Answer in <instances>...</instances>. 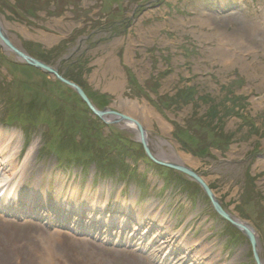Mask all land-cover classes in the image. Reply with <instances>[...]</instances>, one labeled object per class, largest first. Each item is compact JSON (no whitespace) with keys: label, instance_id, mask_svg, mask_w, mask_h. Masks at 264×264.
<instances>
[{"label":"rangeland","instance_id":"obj_1","mask_svg":"<svg viewBox=\"0 0 264 264\" xmlns=\"http://www.w3.org/2000/svg\"><path fill=\"white\" fill-rule=\"evenodd\" d=\"M0 26L45 67L0 39V130L16 134L20 160L36 145L21 198L36 182L44 195L41 207L0 206V264H207L202 248L256 264L197 182L151 161L134 123L97 117L51 71L98 111L136 119L154 158L201 177L254 231L264 264V0H0ZM70 191L73 206L100 195L110 211L134 197L140 216L160 213L149 227L162 238L144 251L131 231L69 218L59 204Z\"/></svg>","mask_w":264,"mask_h":264},{"label":"bare ground","instance_id":"obj_2","mask_svg":"<svg viewBox=\"0 0 264 264\" xmlns=\"http://www.w3.org/2000/svg\"><path fill=\"white\" fill-rule=\"evenodd\" d=\"M126 128L131 129L132 127L130 124H127ZM3 137L4 133L2 130H0V206L6 210H13L15 204L19 203L22 200L21 194L24 187L26 186L28 174L30 173L31 169H33V152L36 145L34 144L31 149L27 151L24 158L20 160V152L17 151L18 144L20 142L16 134L13 133L6 139H3ZM176 163L186 167L185 165H183L180 159H177ZM74 194V191H70L69 197L65 195L64 199H60V202L62 203L59 205L62 207V210L64 209L65 212H69V218L76 215L80 217V222L81 220L92 222L93 226H100L99 230L101 231H103L104 229H107L108 231H120L125 236H130L131 233H129L128 231H131L133 232V240H136L135 246L142 247V250L144 251H146L148 248L145 245V242H148L150 244L156 243L157 240H160L162 238L163 230H161V226H156L155 224L153 228L149 227L151 226V224H153L154 221L160 218V213L158 211L152 212L153 208H150L147 210L145 216H140V214L136 212V199L134 197L122 201L119 195L116 196L114 200V206L117 205L116 203H118L119 200L121 202L120 206H118V208H116V206L114 211H110L108 207L110 204L109 198L105 201L102 200L103 198L100 195L95 198H87L86 195L81 201H78L79 199L77 198V196L75 198L78 202L75 206H73L72 202L68 203L67 201H72ZM68 198H70L71 200ZM24 199L26 201L24 200L23 202L22 200V203H26L30 207L42 206L39 202L44 199V195H42V191L38 186V182L35 183L32 191H30L29 196ZM135 213L137 215H135ZM107 214H111V219H107ZM136 216L138 217V219L135 220ZM137 220H140V222L142 221L141 225L138 226ZM160 221L164 222L163 219ZM130 225L132 226L130 227ZM142 229L147 232L145 236L139 234L142 232ZM97 230L98 229H96V231ZM165 233L167 234V232ZM104 240L108 239L104 238ZM193 245H195V243ZM196 254L197 256H199L198 262L201 259H204L205 261H207V264H222L220 260L215 261L214 258L210 257L208 251H206L205 248L199 249V251H196Z\"/></svg>","mask_w":264,"mask_h":264},{"label":"water","instance_id":"obj_3","mask_svg":"<svg viewBox=\"0 0 264 264\" xmlns=\"http://www.w3.org/2000/svg\"><path fill=\"white\" fill-rule=\"evenodd\" d=\"M0 39L2 40L5 48H7L10 51H13L20 59H22L24 62L31 64V65H35L38 68H45L43 65L39 64L36 60H34L33 58H30L29 56L25 55L24 53H22L21 51H19V49L15 48L6 38V34L4 33L2 27L0 26ZM51 73L53 75H55V77L57 79H59L60 81H62L63 83H65L66 85L72 87L74 90H76V92L84 99V101L86 102V104L88 105V107L92 110V112L99 118L103 119L105 116H116L118 117V121H126L129 123H134V125L137 126L139 132H140V141L142 142L146 154L149 157V159L151 161H153L154 163L158 164V165H163V166H167L169 168L172 169H176L177 171H180L188 176H190L192 178L193 181L197 182L202 188L203 190L207 193V195L209 196L214 208L216 209V211L218 212L219 215H221V217H223L224 219H226L227 221H229L232 225H234L236 228H238L250 241L251 246L253 248V253H254V257L256 260V264H262L259 258V252H258V242H257V236L255 235L254 231L247 225H245L244 223L241 222H237L235 221L230 215H228L226 212L223 211V209L221 208L220 204L218 203V201L216 200L213 192L211 191V189L205 184V182L201 179V177H199L196 173H194L192 170L184 167V166H180V165H176V164H165L159 160H157L156 158H154V156L151 154L147 141H146V134L145 131L143 130V128L141 127V125L136 122L135 120H133L130 117H127L125 115H121L119 113H115L112 111H98L97 109H95L91 103L89 102V100L87 99V97L85 96L84 92L81 90V88H79L76 84L65 80L64 78H62L61 76H59L58 72L55 71H51Z\"/></svg>","mask_w":264,"mask_h":264}]
</instances>
